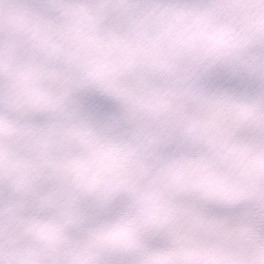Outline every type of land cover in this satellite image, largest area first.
<instances>
[{"label": "snow or ice", "instance_id": "snow-or-ice-1", "mask_svg": "<svg viewBox=\"0 0 264 264\" xmlns=\"http://www.w3.org/2000/svg\"><path fill=\"white\" fill-rule=\"evenodd\" d=\"M0 264H264V0H0Z\"/></svg>", "mask_w": 264, "mask_h": 264}]
</instances>
